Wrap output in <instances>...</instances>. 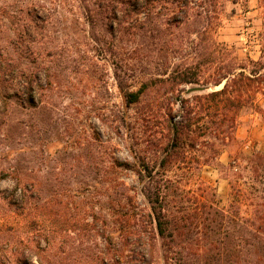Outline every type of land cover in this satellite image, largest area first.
Returning a JSON list of instances; mask_svg holds the SVG:
<instances>
[{"label":"rangeland","instance_id":"1","mask_svg":"<svg viewBox=\"0 0 264 264\" xmlns=\"http://www.w3.org/2000/svg\"><path fill=\"white\" fill-rule=\"evenodd\" d=\"M106 2L0 0V90L11 95L27 87L35 96L26 106L14 98L0 103V264H38L35 254L47 247L55 254H43L51 264H111L113 249L128 255V264L132 245L115 221L129 205L141 213L161 206L175 219L186 214L198 223L190 235L173 230L172 253L164 251L154 225L147 226L155 235L154 264H264L258 262L264 243L253 248L251 235L238 232L264 203V173L260 179L250 164L253 155L264 153L262 116L255 109L241 111L234 141L217 145L219 166L201 161L197 169L194 162L155 169L153 181L170 179L177 189L167 205L150 203L148 173L140 179L123 165L157 166L159 149L146 142L151 123L143 119L145 102L128 106L123 90L168 77L188 62L197 38L174 28L162 32L167 3L150 10L141 2L107 9ZM195 2L217 16L211 35L218 57L236 58L246 74L262 75L264 0ZM224 84L170 89L156 82L154 101L163 104L162 114L171 103L179 121L178 100ZM254 101L264 109V94ZM197 150L200 158L208 148Z\"/></svg>","mask_w":264,"mask_h":264},{"label":"trees","instance_id":"2","mask_svg":"<svg viewBox=\"0 0 264 264\" xmlns=\"http://www.w3.org/2000/svg\"><path fill=\"white\" fill-rule=\"evenodd\" d=\"M196 0H107L105 8L113 9L116 5L134 6L135 3L141 2L145 9L150 10L155 8V5L167 3L170 7L167 9L169 15L164 19V31L168 32L170 28L184 30L187 35H195L197 42L190 48L188 53V62H182L173 67L165 79L157 80L148 78L143 81L140 88L136 91L123 90V98L128 106L138 104L141 101L145 102L143 119L145 124L149 125L146 133V142L155 149L158 147L160 158L157 166L150 167L149 163L142 161L139 165L141 169H135L133 166H123L135 172L140 179L143 178L142 172H147L149 175V185L152 184L153 194L146 189V195L149 202L159 204L160 202L168 203V198L173 197L171 193L176 191V182L170 179L160 178L158 181H153L152 172L155 169H162L169 165L190 164L194 162L197 169L201 164H215L219 149L217 145L225 146L234 141V131L236 121L245 109H255L264 120V109L255 104V99L258 94H264V73L257 76L255 71L249 74L244 72V65L238 60L232 59L230 62H224L218 57L217 44L213 41L211 33L215 29V21L217 16L215 12L196 5ZM163 6V5H162ZM102 8V6H100ZM166 9V8H165ZM34 5H31L30 12L34 11ZM93 14L89 15L88 19L92 21ZM193 44V43H192ZM234 62V67L229 63ZM258 65V62H250ZM233 67V68H232ZM4 77V76H3ZM20 78L25 81L24 88L29 82L26 72L22 71ZM156 82L168 84L172 87H180L183 85H202V86H220L225 82L220 90L211 91L202 95H193L187 99L178 100L180 103V118L176 121L171 109V103L165 108L169 111L162 114L164 108L162 103L154 101ZM163 87V86H162ZM27 88V87H26ZM13 91L11 95H6L0 90V103L6 99L14 98L22 106L33 103L34 95L32 90ZM169 89V88H168ZM171 91V90H170ZM189 91L188 93H190ZM179 114V113H178ZM158 124V125H157ZM154 139V141L152 140ZM155 139L157 141H155ZM197 148H208V151L200 152V158L197 157ZM193 156V157H192ZM201 159V160H200ZM144 160V159H143ZM189 162L186 163V161ZM253 172L257 175L260 172L264 173V153L255 154L250 160ZM191 168V166L189 167ZM157 173H155V176ZM264 181V180H261ZM24 187L23 192L19 190L22 198L26 192ZM131 191V189H127ZM153 196V198H152ZM131 200L130 197H128ZM262 198V197H261ZM263 200V198H262ZM259 208V209H258ZM150 209L149 213L139 210L136 212V207L129 205L125 211L118 213V219L115 221V226L122 234L123 240L127 245H132V249L128 251L129 262L133 264H154V241L155 235L162 240V247L166 253H172L169 244L173 241V230L186 229V235H190V228L198 229V223L191 221L190 215H182L179 219L172 216L169 209L159 206ZM180 209L183 210L181 206ZM183 212V211H182ZM148 220V221H146ZM146 222V227H145ZM249 224L250 228L243 224ZM239 226V234L247 232L250 234L249 245L257 248V245L264 243V203L258 204L257 210L254 211L253 218L248 219ZM149 229V230H148ZM242 237V236H241ZM41 254L36 253L34 257L38 264H51L49 259L53 252L50 248L39 250ZM115 253V259H112L111 264H119L118 261H123L126 264L128 255H123L120 250H112ZM208 252V251H207ZM172 259V258H171ZM264 262L263 258H258V262ZM257 262V263H258ZM26 264V263H25Z\"/></svg>","mask_w":264,"mask_h":264}]
</instances>
